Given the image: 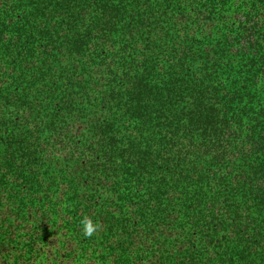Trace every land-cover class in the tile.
Returning a JSON list of instances; mask_svg holds the SVG:
<instances>
[{"label": "trees", "instance_id": "obj_1", "mask_svg": "<svg viewBox=\"0 0 264 264\" xmlns=\"http://www.w3.org/2000/svg\"><path fill=\"white\" fill-rule=\"evenodd\" d=\"M44 254L264 264V0H0V264Z\"/></svg>", "mask_w": 264, "mask_h": 264}, {"label": "rangeland", "instance_id": "obj_2", "mask_svg": "<svg viewBox=\"0 0 264 264\" xmlns=\"http://www.w3.org/2000/svg\"><path fill=\"white\" fill-rule=\"evenodd\" d=\"M44 250V249H43ZM45 251H47V250H45ZM40 253H42V252H40ZM76 258H78V256H77V253H76ZM56 263H53V260H52V258H50L47 254H44V255H40L39 256V258H34V261L32 260L31 262H30V264H60V261H55ZM74 263L75 264H95V263H88L87 261H81V262H77L76 263V260H74Z\"/></svg>", "mask_w": 264, "mask_h": 264}, {"label": "clouds", "instance_id": "obj_3", "mask_svg": "<svg viewBox=\"0 0 264 264\" xmlns=\"http://www.w3.org/2000/svg\"><path fill=\"white\" fill-rule=\"evenodd\" d=\"M96 231V226L93 225L91 220L84 222V233L87 236H91L93 232Z\"/></svg>", "mask_w": 264, "mask_h": 264}]
</instances>
